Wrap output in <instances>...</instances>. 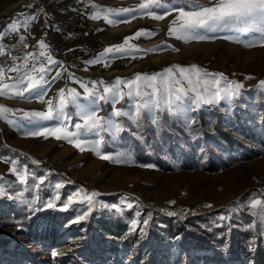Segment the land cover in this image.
<instances>
[{
  "label": "rangeland",
  "instance_id": "374dc122",
  "mask_svg": "<svg viewBox=\"0 0 264 264\" xmlns=\"http://www.w3.org/2000/svg\"><path fill=\"white\" fill-rule=\"evenodd\" d=\"M32 1L0 0V19L6 16L0 31V86L9 85L0 95V106L9 109L7 119L0 118V187L5 192L0 195V264H253L255 254L264 260L261 206L251 207L253 200L264 205V33L199 29L206 39L187 41L169 34L178 26L173 24L178 10H193L192 0H159V6L154 0H36L30 12L20 14ZM196 2L211 6L215 0ZM142 4L150 6L141 9ZM78 8L101 49L85 58L56 56L44 40L43 26L56 50L65 53L74 43L73 29L64 33L57 24L73 25ZM12 23L18 30L10 31ZM137 32L143 34L137 37ZM119 45H125L123 52L105 53ZM49 57L56 63L50 64ZM41 66L50 81L42 101L34 93L11 94L26 87L20 83L26 73L38 79ZM193 66L208 73L203 79L209 82L223 74L215 102L185 100L183 107L191 110L157 109L130 118L140 103L139 97L127 96L128 85L140 83L137 75L172 68L180 80L174 86L187 90L176 69ZM117 80L124 95L115 104L86 99L85 86L104 95ZM224 89H229L227 97ZM216 90L214 85L208 93L200 88L210 97ZM73 91L79 94L75 103ZM62 99V122H30L25 115L48 111V102L57 109ZM80 105L123 130L115 136L109 131L80 135L85 150L67 139L27 134L57 126L78 132ZM114 110L126 115L112 116ZM91 193L97 195L89 202ZM133 221L138 222L135 230Z\"/></svg>",
  "mask_w": 264,
  "mask_h": 264
},
{
  "label": "snow or ice",
  "instance_id": "6c2138e0",
  "mask_svg": "<svg viewBox=\"0 0 264 264\" xmlns=\"http://www.w3.org/2000/svg\"><path fill=\"white\" fill-rule=\"evenodd\" d=\"M154 2L159 6V0H154ZM149 4H142L141 9L149 7ZM190 7L193 9L191 11H185L183 8L179 9V15L176 20L173 21L174 26L169 29V34L176 35L178 38L191 40L198 39L203 40L206 39L205 36L200 35L197 30L204 29L206 31H215L217 28H226L229 30H237L240 32H249L256 31L264 33V0H215L211 6H203L196 2V0H192V4ZM109 12L114 10H108ZM122 11H135L134 9H123ZM97 18V17H93ZM155 19H163V16H154ZM34 19V18H33ZM109 23H113V21L109 20ZM26 26V23H25ZM19 25L16 23H12L9 25L10 31L18 30ZM143 33L137 32L136 36L139 37ZM150 35V33H148ZM128 39H125V45L128 43ZM23 40V37H21ZM241 42V41H237ZM41 47H46L43 42H40ZM125 45L113 46L109 49L105 50V53L111 52H123L125 50ZM264 46V45H262ZM44 55V53H41ZM103 55V54H102ZM49 63H56V61L52 60L51 57L48 58ZM12 71H18V69L13 68L10 69ZM35 70V69H34ZM0 71H3L0 69ZM39 78L33 77L29 74H25V76L20 78V83L26 84L22 90H17L12 92V95L24 96L25 93L33 94L37 99L43 100V88L45 84L50 83V81L44 80L43 73L46 69L41 66L39 68ZM180 73V75L187 80L189 88L185 90L183 87H175L174 85L180 84V80L175 79L173 69H166L164 73H160L152 76H139L137 75L135 80L140 82L138 85H134L130 83L128 85L129 91L127 93L128 97H139L140 103L137 106L136 116H131L130 118L135 121L138 116L141 115L142 112L147 111L148 113H153L155 110L159 109L161 111L167 109L168 111H188L191 110L190 106L188 108H184L185 100L189 101L190 104L199 105L201 103H212L215 102V97L220 96L219 85L221 83V79L223 78V74H220V79H213L211 82L203 79L208 76V73H202L201 70L193 66L190 69L179 68L176 69ZM60 73L57 72V75L53 77V81L59 77ZM121 81L117 80L116 85L113 88H105L104 95H98L96 90H88L87 86H85V91L87 92V98L95 97L97 100H103L105 102L112 101L113 104L118 102L119 98L123 97V93H121L118 89V85ZM211 85L216 86L217 90L211 94L210 96L204 95L203 93H208ZM261 86L264 87V81H261ZM203 87V93L200 91V88ZM241 85H235L234 90L238 94V90ZM151 88V92H145L142 89ZM9 90V85L2 84L0 86V95H5ZM192 93L193 95H188V93ZM229 89H224L225 97H227ZM72 102L75 103L78 93L74 91L70 93ZM63 96V93H61ZM159 97L158 99H154L155 97ZM95 102V101H94ZM49 103L48 111L40 112L35 111L32 113H26L25 115L29 118L30 122L33 121H43V120H57L58 122H62L63 117L65 116L64 107L66 102L62 99L60 105L57 109H53L51 102ZM79 116L83 121L82 124H76L75 127L79 131L76 133L69 132L66 128L57 126L48 128L45 127L42 130L38 129L36 131H31L27 133L30 136H43L48 138V136H54L56 139H67L69 142L74 143V146L79 148L80 150H85V142L78 139V137L82 134L86 133H96L99 135L101 131H109L115 136L116 133H119L123 129L120 127L118 123H116L111 118H105L97 115V111L93 110L90 106L80 105L79 106ZM9 109L0 106V118L7 119V113ZM126 115L121 110H114L112 116H121ZM73 137H77V139H72ZM94 148L98 149V145H94ZM124 153H120L119 156H124ZM101 158L103 159H112V157L103 155ZM14 174L18 175V178L21 183H26L25 175L22 173H17L15 167L11 169ZM43 181H41L42 183ZM57 188L60 185H56ZM4 189L0 187V195H4ZM97 193H91L90 196L87 197L89 202H91V198L96 196ZM71 202V198H70ZM52 207L53 205L50 203L48 205ZM257 206H261V214L260 221L264 223V205H261V201L253 200L251 202V207L256 209ZM169 215H175V213H168ZM253 215H257L256 212H253ZM84 217H78L76 220L72 221V223H77L79 220ZM224 219V217H221ZM133 230H135L137 221H133ZM148 221L144 220L143 224H147ZM253 227V225H250ZM142 230V229H141ZM56 253H53L55 256Z\"/></svg>",
  "mask_w": 264,
  "mask_h": 264
},
{
  "label": "trees",
  "instance_id": "16d2710c",
  "mask_svg": "<svg viewBox=\"0 0 264 264\" xmlns=\"http://www.w3.org/2000/svg\"><path fill=\"white\" fill-rule=\"evenodd\" d=\"M37 4H39V2L33 0L27 6L23 7V9L19 13L23 14L30 12ZM80 10L81 9L78 8L75 12V16H74L75 23L73 25L64 24V23L57 24L64 33L66 32L65 29L67 27L73 29V37L72 36L71 37L74 43L71 45L70 49L65 51V53H60L56 50L54 43L48 37L47 28L43 26L44 40L50 45L51 50L56 56L62 57L65 54H68L80 58H85L95 54L101 49V45L95 41L94 35L92 33V28L88 25V23L85 20L84 13H81ZM16 14H18V12H16ZM5 17L6 16H3L0 19V31L6 20ZM86 39H91V41L88 44H86L85 42ZM47 168L53 170L54 172H58V170L53 166H47ZM67 180H69L72 183H78L76 179L68 178ZM253 264H264L263 256L261 254H255Z\"/></svg>",
  "mask_w": 264,
  "mask_h": 264
}]
</instances>
